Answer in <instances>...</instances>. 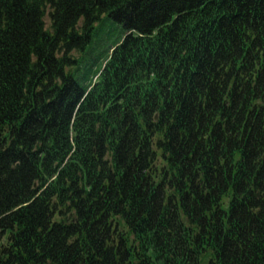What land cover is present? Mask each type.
<instances>
[{"label":"trees","instance_id":"1","mask_svg":"<svg viewBox=\"0 0 264 264\" xmlns=\"http://www.w3.org/2000/svg\"><path fill=\"white\" fill-rule=\"evenodd\" d=\"M0 264H264V0H0Z\"/></svg>","mask_w":264,"mask_h":264},{"label":"rangeland","instance_id":"2","mask_svg":"<svg viewBox=\"0 0 264 264\" xmlns=\"http://www.w3.org/2000/svg\"><path fill=\"white\" fill-rule=\"evenodd\" d=\"M47 20H48V17H47ZM114 25L111 24L109 29H107V31L110 33V36H111V40H114L116 38H118L119 36V28L116 27V28H113Z\"/></svg>","mask_w":264,"mask_h":264}]
</instances>
